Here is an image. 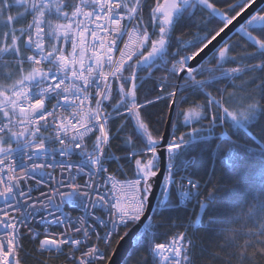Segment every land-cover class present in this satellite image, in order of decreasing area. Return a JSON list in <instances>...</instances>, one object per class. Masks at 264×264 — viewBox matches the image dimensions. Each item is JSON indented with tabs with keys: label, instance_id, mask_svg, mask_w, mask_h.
Returning <instances> with one entry per match:
<instances>
[{
	"label": "snow or ice",
	"instance_id": "6c2138e0",
	"mask_svg": "<svg viewBox=\"0 0 264 264\" xmlns=\"http://www.w3.org/2000/svg\"><path fill=\"white\" fill-rule=\"evenodd\" d=\"M254 3L0 0V264H264Z\"/></svg>",
	"mask_w": 264,
	"mask_h": 264
},
{
	"label": "trees",
	"instance_id": "16d2710c",
	"mask_svg": "<svg viewBox=\"0 0 264 264\" xmlns=\"http://www.w3.org/2000/svg\"><path fill=\"white\" fill-rule=\"evenodd\" d=\"M154 95L155 94H153L149 98H154ZM167 103H168V101L166 99L165 100H159L155 103L154 106H150L149 110H148L149 114H150V119L152 120L154 128L158 129L160 133H163L165 122L167 119V114H168V110H169L167 107ZM175 116H176V113L174 111L173 119H175ZM179 130L185 131V127L183 125H180ZM172 131L173 130L170 127V133ZM177 135H179V132H177ZM213 167H214L213 161L209 160L207 165H206L207 175L205 174V169H200L198 171V175L194 176L193 179H196V178H201L203 180L209 179L211 174H212ZM215 178L220 181L222 188L230 185L234 179L232 176H230L226 173H222L218 166L216 167V170H215ZM160 231L163 232L164 229L162 228ZM115 244L116 243H115V239H114L113 240V247L115 246ZM25 245H26V247L28 246L27 241H25ZM138 256H139V253L132 246L127 258L124 260V262L122 264H125V262H126V264H135V261L137 260Z\"/></svg>",
	"mask_w": 264,
	"mask_h": 264
},
{
	"label": "water",
	"instance_id": "95a60500",
	"mask_svg": "<svg viewBox=\"0 0 264 264\" xmlns=\"http://www.w3.org/2000/svg\"><path fill=\"white\" fill-rule=\"evenodd\" d=\"M263 6H264V0H255V3L252 5V7L246 10L245 13L242 14V17L246 16L249 12L259 9ZM173 113L174 111L168 110L167 119L162 133L165 135L166 139L170 135L169 117L171 116L173 118ZM114 247H116V244ZM131 248H132V237L130 236L125 242L122 243L121 246L118 247V252L116 255L117 264H122L124 262Z\"/></svg>",
	"mask_w": 264,
	"mask_h": 264
},
{
	"label": "built area",
	"instance_id": "2783aa9c",
	"mask_svg": "<svg viewBox=\"0 0 264 264\" xmlns=\"http://www.w3.org/2000/svg\"><path fill=\"white\" fill-rule=\"evenodd\" d=\"M182 175H187L186 173H182ZM191 205L188 206L189 211H191Z\"/></svg>",
	"mask_w": 264,
	"mask_h": 264
}]
</instances>
